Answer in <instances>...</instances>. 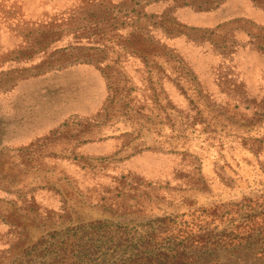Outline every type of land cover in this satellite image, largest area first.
Instances as JSON below:
<instances>
[{
    "label": "rangeland",
    "instance_id": "rangeland-1",
    "mask_svg": "<svg viewBox=\"0 0 264 264\" xmlns=\"http://www.w3.org/2000/svg\"><path fill=\"white\" fill-rule=\"evenodd\" d=\"M263 202L264 0H0V264H264Z\"/></svg>",
    "mask_w": 264,
    "mask_h": 264
},
{
    "label": "trees",
    "instance_id": "trees-1",
    "mask_svg": "<svg viewBox=\"0 0 264 264\" xmlns=\"http://www.w3.org/2000/svg\"><path fill=\"white\" fill-rule=\"evenodd\" d=\"M250 201H252V200H250ZM252 203H254V204H253V206H250V211H252V212L258 211V208H256V206H257V204L261 205V203L259 204V201L258 202L252 201ZM243 205H244V203H240L237 206L239 207V209H241ZM262 205H264V202L262 203ZM261 215H262L261 217H258L259 216L258 213H252L251 218L246 223V228L249 231H253V232L258 231V232H261L264 234V211ZM263 253H264V249H263ZM178 264H186V263L179 262Z\"/></svg>",
    "mask_w": 264,
    "mask_h": 264
}]
</instances>
